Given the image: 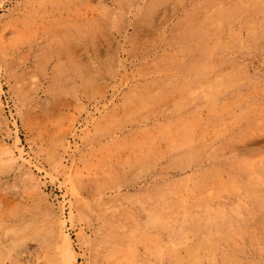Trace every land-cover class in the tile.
<instances>
[{"label": "rangeland", "instance_id": "obj_1", "mask_svg": "<svg viewBox=\"0 0 264 264\" xmlns=\"http://www.w3.org/2000/svg\"><path fill=\"white\" fill-rule=\"evenodd\" d=\"M0 264H264V0H0Z\"/></svg>", "mask_w": 264, "mask_h": 264}, {"label": "bare ground", "instance_id": "obj_2", "mask_svg": "<svg viewBox=\"0 0 264 264\" xmlns=\"http://www.w3.org/2000/svg\"><path fill=\"white\" fill-rule=\"evenodd\" d=\"M64 250L71 252L72 248H71V244H70V239L67 236L66 239L64 240Z\"/></svg>", "mask_w": 264, "mask_h": 264}]
</instances>
